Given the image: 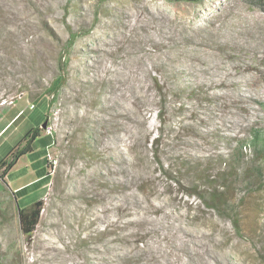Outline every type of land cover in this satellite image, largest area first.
<instances>
[{"label": "rangeland", "instance_id": "1", "mask_svg": "<svg viewBox=\"0 0 264 264\" xmlns=\"http://www.w3.org/2000/svg\"><path fill=\"white\" fill-rule=\"evenodd\" d=\"M38 124L40 220L20 231L27 155L0 182V264H264L263 190L233 189L238 235L177 174L264 126L259 0H0V161Z\"/></svg>", "mask_w": 264, "mask_h": 264}, {"label": "trees", "instance_id": "2", "mask_svg": "<svg viewBox=\"0 0 264 264\" xmlns=\"http://www.w3.org/2000/svg\"><path fill=\"white\" fill-rule=\"evenodd\" d=\"M188 3H198L201 0H170ZM264 4V0H259ZM66 78L60 74L50 85L49 94H56L64 84ZM41 129L38 124L29 129L18 143V147L10 153L9 160L0 161V182L9 177L10 171L17 162L27 155L35 167L36 180L13 192L18 204V224L20 231L25 236H30L39 223L42 202L32 198L28 203H23L26 198L37 189L41 188L50 179L46 172L47 159H41L45 154V148L49 146L50 138L41 137ZM215 136V135H213ZM222 144H225V153L198 159L179 160L178 175L191 182L193 194L197 195L202 204L218 216L228 219L236 234H242L241 219L231 204L233 189L248 195L259 189L264 192V126L251 127L242 137L218 136ZM34 147L39 148L38 154L34 153ZM36 154V155H33ZM41 159V161H40ZM191 193V192H189ZM233 194V193H232ZM248 228L251 232L259 227L257 221H249Z\"/></svg>", "mask_w": 264, "mask_h": 264}, {"label": "water", "instance_id": "3", "mask_svg": "<svg viewBox=\"0 0 264 264\" xmlns=\"http://www.w3.org/2000/svg\"><path fill=\"white\" fill-rule=\"evenodd\" d=\"M43 127H45V124L43 125ZM12 196H13V198H14V202H15V205H16V209H17V211H18V204H17V200H16V198H15L14 194H13Z\"/></svg>", "mask_w": 264, "mask_h": 264}, {"label": "built area", "instance_id": "4", "mask_svg": "<svg viewBox=\"0 0 264 264\" xmlns=\"http://www.w3.org/2000/svg\"><path fill=\"white\" fill-rule=\"evenodd\" d=\"M12 103V102H11Z\"/></svg>", "mask_w": 264, "mask_h": 264}]
</instances>
